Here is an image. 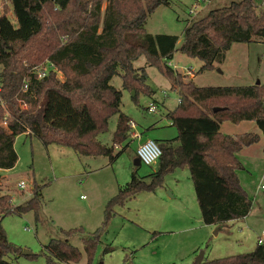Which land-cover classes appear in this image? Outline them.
<instances>
[{
    "label": "trees",
    "instance_id": "16d2710c",
    "mask_svg": "<svg viewBox=\"0 0 264 264\" xmlns=\"http://www.w3.org/2000/svg\"><path fill=\"white\" fill-rule=\"evenodd\" d=\"M11 1L16 24L8 17V6L0 14V168L15 166L19 158L15 140L26 132L45 144L55 141L82 155L113 160L115 145L133 137V128L131 118L121 111L123 92L111 80L120 75L122 87L134 90V98L141 89L149 91L145 68L134 66L142 55L148 64H158L167 72L179 94L177 107L167 114L178 133L172 139H154L162 154L156 170L146 175L150 180L134 174L108 200L104 222L94 232L85 235L83 227L61 229L62 238H53L46 246V264L78 263L82 252L71 242L76 236H81L90 264L115 208L138 193L162 187L177 168H188L206 225L249 214L252 201L238 175L244 168L238 154L258 143L261 134L234 136L220 132V126L227 121H253L264 136V83L199 86L185 81L168 62L180 50L201 59L202 70H211L215 59L234 43H260L264 48V0H233L209 10L186 26L179 47V36L146 30L149 15L172 0ZM50 12L56 14L48 20ZM46 62L62 71L65 79H57L51 71L38 79L32 68ZM21 99L27 109L21 108ZM215 107L222 109L214 111ZM116 114L114 145L108 147L97 137L108 130L109 119ZM41 196L35 183L31 197L16 206L10 194L0 193V264H15L6 257L22 254V248L9 241L3 217L36 211ZM194 264H264V245Z\"/></svg>",
    "mask_w": 264,
    "mask_h": 264
},
{
    "label": "rangeland",
    "instance_id": "374dc122",
    "mask_svg": "<svg viewBox=\"0 0 264 264\" xmlns=\"http://www.w3.org/2000/svg\"><path fill=\"white\" fill-rule=\"evenodd\" d=\"M231 1L210 0L197 4L196 0H172L149 15L146 30L179 36V47L184 42V30L192 20ZM105 5L106 2L103 8ZM191 8L196 13H190ZM54 14H49L48 20ZM9 18L16 24L12 14ZM168 63L185 81L193 80L199 86L264 83V48L260 43H234L215 59L211 70H202L201 59L180 50ZM134 66L145 68L149 91L141 89L134 98V90L122 87L120 75L114 76L111 84L123 92L121 111L134 124L132 135L142 137L133 136L115 145L113 160L106 155H82L55 141L45 144L34 134L22 133L16 137L19 158L13 168H0V193L10 194L12 205L16 206L31 197L35 183L41 187L42 196L36 211L3 217L9 241L22 248V254H9L7 260L15 264H46V246L51 239L62 238L61 229L83 227L85 235L94 232L104 222L108 200L131 181L134 174L143 177L156 170L157 163L137 164L136 150L139 143L148 138L172 139L177 135V128L167 114L177 107L179 94L167 72L158 64H148L144 55ZM187 70L192 74H186ZM57 79H65L62 71ZM150 102H155V112L148 110ZM117 120L118 115H113L108 130L97 137L108 147L114 145ZM227 131L259 133L260 129L253 121H244L238 127L227 121L220 132ZM244 153L239 156L244 168L238 175L252 201L246 217L206 225L188 168H177L165 177L162 187L138 193L115 208L90 264H194L201 252H204L203 261H207L254 250L264 230V190H257L264 184V163L250 162L249 153ZM144 178L150 180L149 176ZM22 181L26 183L23 189L19 187ZM71 242L82 252L76 264H87L88 255L81 236L72 238ZM25 250L31 254H24Z\"/></svg>",
    "mask_w": 264,
    "mask_h": 264
},
{
    "label": "built area",
    "instance_id": "2783aa9c",
    "mask_svg": "<svg viewBox=\"0 0 264 264\" xmlns=\"http://www.w3.org/2000/svg\"><path fill=\"white\" fill-rule=\"evenodd\" d=\"M200 1L206 2L210 0H196V3L198 4ZM0 14H3L4 12V7L8 6L9 7V12H8V17L12 14L16 18L15 11L13 8V3L11 0H0ZM190 13L194 14L196 13V10L193 8L190 9ZM169 65H171L169 63ZM54 72L56 74V77L61 76V71H59L51 62H46L44 65H38L32 68V73L38 78L41 79L45 77L49 72ZM186 74H192L191 70H187L185 72ZM0 88H1V83H0ZM28 84H24V90H27ZM20 106L22 109H27L28 104L24 100H19ZM148 110L150 112H155L156 111V104L155 102H150L148 106ZM4 126H6L7 122L4 120L2 122ZM133 124V123H132ZM134 125V124H133ZM135 137H138L140 139V135H136ZM137 158L140 160L141 163L146 164V165H152L156 164L162 154L161 148L157 144V142L154 139L148 138L146 140H143L139 143L137 150ZM26 183L24 181L19 183L20 188H25ZM262 190H264V184L260 186ZM258 244L264 245V230H262V233L258 237Z\"/></svg>",
    "mask_w": 264,
    "mask_h": 264
},
{
    "label": "crops",
    "instance_id": "0c3cea01",
    "mask_svg": "<svg viewBox=\"0 0 264 264\" xmlns=\"http://www.w3.org/2000/svg\"><path fill=\"white\" fill-rule=\"evenodd\" d=\"M170 64H171V63H170ZM241 123H243V122H241ZM241 123L236 124L237 127H238ZM223 125H225V122L221 124V126H220V130H221V128L223 127ZM228 130H230L229 127H228ZM26 133H27V132H26ZM222 133H224V132H222ZM27 134H28V133H27ZM225 134H229V135H234V136H236V135H239V134H242V133H235V134L233 133V134H231L229 131H227V132H225ZM259 134H261L260 141H259L258 143H255V144L251 145V146H248V147L243 148V149L240 151V153L238 154V156H240L242 153L246 152V153H249V155H250V157H248V158L250 159V162H263V163H264V136L262 135L261 131H259ZM136 135H137V134L132 135V136H136ZM140 137H142V135H141ZM132 138H133V137H132ZM246 153H244V154H246ZM240 160H241V159H240ZM241 162H242V161H241ZM243 165H244V164H243ZM260 186H262V185H259V186L257 187V190H262V189L260 188Z\"/></svg>",
    "mask_w": 264,
    "mask_h": 264
},
{
    "label": "water",
    "instance_id": "95a60500",
    "mask_svg": "<svg viewBox=\"0 0 264 264\" xmlns=\"http://www.w3.org/2000/svg\"><path fill=\"white\" fill-rule=\"evenodd\" d=\"M259 83H260V81L257 82V84H259ZM134 94H135V91H133V95H134ZM220 109H222V108H220V107H215V108H214V111H218V110H220ZM136 163H137V164L141 163L140 160H139L138 158H136ZM24 254H31V253L28 252L27 250H25V251H24ZM203 256H204V252H201V253H200V256L197 258V262H202V261H203Z\"/></svg>",
    "mask_w": 264,
    "mask_h": 264
}]
</instances>
